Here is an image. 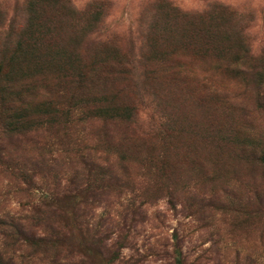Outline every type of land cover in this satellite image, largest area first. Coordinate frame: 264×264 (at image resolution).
I'll use <instances>...</instances> for the list:
<instances>
[{"label": "rangeland", "instance_id": "rangeland-1", "mask_svg": "<svg viewBox=\"0 0 264 264\" xmlns=\"http://www.w3.org/2000/svg\"><path fill=\"white\" fill-rule=\"evenodd\" d=\"M99 1L105 3L103 22L93 39H117L126 55L123 62L132 61L129 53L133 44L136 56L139 52L162 56L140 51L143 37L139 33L153 15L172 24L171 6L180 12L202 10L211 15L222 10L221 6L232 9L235 18L231 23L248 49L242 55L264 57V0H70L79 10L93 9ZM24 2L0 0L1 44L11 39V27L22 22ZM91 41L90 48L94 47ZM202 42L199 35L184 45L174 43L160 64L152 63L156 71L149 78L139 64L143 58L134 56L140 62L135 59L129 72L110 78L106 88L100 82L93 91L82 89L83 93L65 88L53 75L32 74L17 82L1 76L0 232L9 231V218L30 200L11 167L15 160L30 167V158L38 152L29 140L31 134H13L10 129L13 110L24 100L36 102L45 97L63 108L87 101L92 107L107 98L129 103L134 123L92 118L78 122L69 133L73 138L78 127H84L88 143L95 144L97 153L112 163L102 181L106 196L94 210L86 214L84 209H72L66 203V226L62 215L56 216L57 227L71 238L69 244L79 254L73 260L107 264L91 253L82 257V252L95 247L89 236L103 231L105 219L116 221L124 216L131 200L140 204L142 211L127 215L133 226L124 230L125 239L114 245L122 249L119 261L113 264H253V259L264 264V164L253 157L251 148L264 146V72L259 79L250 68H216L211 51H197ZM226 46L233 50L225 51L221 59L234 66L241 44L235 40ZM163 48L160 46L159 52ZM250 64L248 61L244 68ZM80 111L74 112L75 117L81 116ZM37 135L44 136L43 130ZM103 141L110 147L105 153L100 151L105 148ZM257 152L259 157L260 147ZM37 186L52 190L51 176L38 181ZM114 239L106 248L112 247ZM2 243L7 245V240L0 234V248ZM66 254L61 248L58 254L39 256L33 264H67L63 260ZM53 255H57L56 263L51 262Z\"/></svg>", "mask_w": 264, "mask_h": 264}, {"label": "trees", "instance_id": "trees-1", "mask_svg": "<svg viewBox=\"0 0 264 264\" xmlns=\"http://www.w3.org/2000/svg\"><path fill=\"white\" fill-rule=\"evenodd\" d=\"M162 2L168 6L167 2ZM104 5V2L99 1L93 5V9L88 7L79 10L70 0H25L22 22L11 27V39L0 43V77L17 82L32 74L48 77L53 75L65 88H75L77 91L87 88L93 91L98 83L101 82L103 88H106V82L110 78L129 72L134 68L135 62H140L136 58H143L144 61L139 64L143 66L149 78L148 76L156 71L152 63L160 64L162 56L173 48L174 43L184 45L199 35L204 38V42L197 51L202 52L201 54L211 51L216 68H250L259 79L264 72V57L247 58V55H242L248 52V49L243 46L244 38L237 26L231 23L235 13L226 6H221L222 10L214 12V15L202 10L197 13L180 12L177 7L171 6L169 17L173 20L172 24L167 20L162 21L159 16L157 20L153 15L149 24L139 33L143 37V46L139 50L161 53L162 56L150 57L143 52L136 56V46L133 44L129 53L133 54L132 61L123 62L121 58L126 55L120 49L117 39H93L102 27ZM90 40L93 44L90 46L94 47H88ZM235 40L241 44V49L235 54L234 66H231L230 62L222 61L221 57L225 51L233 50V47L226 46L227 42ZM162 45L163 51L159 52ZM242 59L245 61L242 62ZM248 61L251 64L244 68ZM170 68L175 70L177 66ZM61 90L67 91L63 87ZM99 93L103 94L102 91ZM102 100L92 107L87 101L78 105L69 104L63 108L58 102H53L51 97H45L36 102L24 100L13 110L10 129L13 134H31L29 140L38 152L35 157L30 158V167L27 162L18 160H15L11 167L14 179L23 184L30 200L21 207L20 212L9 218V231L0 232L7 240V245L2 243L0 248V264H33L39 256H47L49 252L58 254L61 248L67 253L63 258L68 261L67 264H80L73 260V256L79 254L71 248V238L57 227L56 216L61 214L65 225L66 203L70 204L72 209H84L86 212H82L86 214L94 210V207L98 206L97 202L106 196L105 184L102 181L109 173L107 170L112 163L106 156L102 157L97 153L95 144L88 143L89 133L84 127H78L77 135L74 133L73 138L69 133L76 129L78 122L92 118L105 120L104 122L120 119L129 125L134 123L133 109L129 103H114L113 99L107 98ZM79 109L81 116L75 117L74 112L77 114ZM39 117L41 119H38ZM41 129L44 136L39 137L37 131ZM105 133L109 135L108 131ZM67 137L71 139L67 140ZM103 143L105 148L100 151L105 153L110 147L109 142ZM251 148L253 157L264 164V146L256 144ZM49 176L52 178V190L49 187L44 189L37 186L38 181L40 183ZM127 202L129 203L124 208V216H120L116 221L105 219L103 231L96 230L89 236L90 243L95 247H86L82 257H89L91 253L103 258L107 264L119 261L122 246L114 248V245L118 240L125 239L122 232L133 226L127 222V215L142 211L140 204L135 205L131 200ZM113 238L115 239L112 247L106 248ZM57 260V255H53L51 262L56 263ZM253 264L260 263L253 259Z\"/></svg>", "mask_w": 264, "mask_h": 264}]
</instances>
